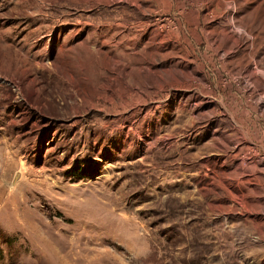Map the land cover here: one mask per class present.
<instances>
[{
	"label": "rangeland",
	"instance_id": "374dc122",
	"mask_svg": "<svg viewBox=\"0 0 264 264\" xmlns=\"http://www.w3.org/2000/svg\"><path fill=\"white\" fill-rule=\"evenodd\" d=\"M0 264H264V0H0Z\"/></svg>",
	"mask_w": 264,
	"mask_h": 264
},
{
	"label": "bare ground",
	"instance_id": "6f19581e",
	"mask_svg": "<svg viewBox=\"0 0 264 264\" xmlns=\"http://www.w3.org/2000/svg\"><path fill=\"white\" fill-rule=\"evenodd\" d=\"M25 1V0H24ZM34 1V0H33ZM22 2V1H21ZM27 2V1H26ZM31 4V3H30ZM28 5V4H27Z\"/></svg>",
	"mask_w": 264,
	"mask_h": 264
}]
</instances>
